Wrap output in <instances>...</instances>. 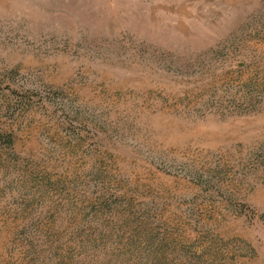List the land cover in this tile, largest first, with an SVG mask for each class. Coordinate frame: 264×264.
<instances>
[{
  "label": "rangeland",
  "instance_id": "rangeland-1",
  "mask_svg": "<svg viewBox=\"0 0 264 264\" xmlns=\"http://www.w3.org/2000/svg\"><path fill=\"white\" fill-rule=\"evenodd\" d=\"M0 264H264V0H0Z\"/></svg>",
  "mask_w": 264,
  "mask_h": 264
}]
</instances>
